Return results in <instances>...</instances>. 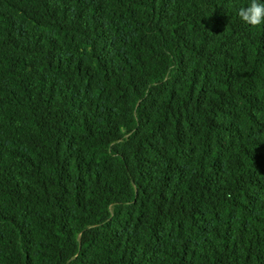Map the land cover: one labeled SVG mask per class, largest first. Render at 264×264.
Listing matches in <instances>:
<instances>
[{
  "label": "trees",
  "instance_id": "trees-1",
  "mask_svg": "<svg viewBox=\"0 0 264 264\" xmlns=\"http://www.w3.org/2000/svg\"><path fill=\"white\" fill-rule=\"evenodd\" d=\"M249 3L0 0V264H264Z\"/></svg>",
  "mask_w": 264,
  "mask_h": 264
},
{
  "label": "clouds",
  "instance_id": "clouds-1",
  "mask_svg": "<svg viewBox=\"0 0 264 264\" xmlns=\"http://www.w3.org/2000/svg\"><path fill=\"white\" fill-rule=\"evenodd\" d=\"M238 16L243 23L252 27L264 24V0H250L248 6L238 9Z\"/></svg>",
  "mask_w": 264,
  "mask_h": 264
}]
</instances>
